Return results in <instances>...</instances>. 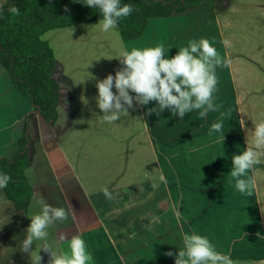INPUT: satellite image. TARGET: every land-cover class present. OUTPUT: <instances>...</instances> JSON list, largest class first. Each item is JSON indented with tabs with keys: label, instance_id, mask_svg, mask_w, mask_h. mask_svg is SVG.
Masks as SVG:
<instances>
[{
	"label": "rangeland",
	"instance_id": "rangeland-1",
	"mask_svg": "<svg viewBox=\"0 0 264 264\" xmlns=\"http://www.w3.org/2000/svg\"><path fill=\"white\" fill-rule=\"evenodd\" d=\"M212 5L203 2L179 14L152 17L145 32L128 42L122 39L119 25L104 32L98 24L100 20L51 29L44 34L55 50V75L60 85L59 126L57 130L54 129L60 148L58 146L51 152L54 160L50 158L46 161L53 166V173L48 169L44 185L47 190H54L55 178L60 174L58 179L63 183L59 186L69 192L75 210L80 209L81 200L78 194L73 193L85 190L92 199V205L106 216V223L120 247L134 250L135 259L139 262L136 264H172V257L165 255L168 252L164 248L165 241L171 242L173 253H178L184 247L180 225L179 229L174 228L181 221H186L187 216L190 220L191 213L181 212L182 217L174 207L167 205L171 198L174 202L175 194L181 187L192 195V189L183 185L186 184L185 179L183 183L174 182L178 177L189 180L197 178L206 164L210 167H204L205 176L218 178L226 174L227 177L221 178V184H198L202 183L198 180L197 183L193 182L194 186H201L205 192L211 191L213 186L221 187L220 192L235 190L234 185L229 183L230 174H227L228 160L232 158L228 149V118L223 120V133L209 135V128L220 119V112L210 111L206 119H200L197 111L186 114L183 119L174 116L170 110H165L159 116L155 113L149 116L147 110L157 107L155 102H150L145 106L137 104L133 109L122 112L114 123L107 124L103 122V113L97 106L96 83L110 73L115 75L116 70L122 67L116 56L132 47L163 44L165 55L170 58L180 47L187 46L190 40L207 38L217 50L221 47L223 51V44L219 47L216 42L220 34L214 24ZM215 97L216 102L223 105L222 112H233L232 104L226 102L227 96ZM29 125L32 149L36 141L33 136L36 129L34 118ZM223 134L224 141L221 138ZM47 141L50 143L51 139ZM181 159L186 163L182 170L179 164L176 165ZM39 163L42 164V161ZM70 163L77 175V182H72ZM54 165L58 166L59 174L54 171ZM165 172L172 180L159 182ZM27 175L32 183H36L33 165ZM105 187L113 192L115 199H105L102 192ZM33 196L34 201L28 211L30 216L41 211V201L45 203L37 186ZM205 212L212 216L214 209L207 208ZM191 222L194 227L202 223L195 218ZM47 231V241L33 243L35 255L42 257L41 264H48L46 260L50 259L49 253L41 248L45 243L61 253L53 225ZM192 233L195 231L188 232ZM245 263L264 264V260L233 262Z\"/></svg>",
	"mask_w": 264,
	"mask_h": 264
},
{
	"label": "crops",
	"instance_id": "crops-1",
	"mask_svg": "<svg viewBox=\"0 0 264 264\" xmlns=\"http://www.w3.org/2000/svg\"><path fill=\"white\" fill-rule=\"evenodd\" d=\"M6 1L0 0V7ZM212 7L213 14L215 13L214 24L220 34L217 44L220 47L222 39H227L231 43V47L225 48L222 45L224 50L222 51L221 47L217 50L221 56L231 60V67H217L216 76L220 83L214 95L227 96L226 102L233 107L231 117L228 118V149L229 157H232L233 154H240L247 148V132L251 137L254 124L264 120V0H216ZM31 112H33L31 99L17 89L9 71L0 62V156L11 155L19 148L20 138L34 118L36 129L33 136L36 141L32 149L29 144V152L37 177L35 185L40 189L46 204L65 209L71 207L75 214V220L70 214L67 221L53 224L61 253L68 251V242L60 239L61 234H66L69 238L80 235L93 256L92 264L139 263L135 259L133 249L123 250V247H120L106 223V216L92 205V199L85 190L73 193L78 194V199L81 200L80 209L75 210L69 192L59 186L63 182L58 179L61 176L57 165H54V171L59 174L58 178H55V188L51 191L46 189L44 183L48 169L53 173V166L49 162L48 165L46 161L53 159L51 152L58 149V146L60 148L55 131L59 125L57 122L56 126L51 127L39 113L34 112V115L29 116ZM241 121L244 126H241ZM48 138L51 139L50 143L47 141ZM40 160L42 164H38ZM228 163L229 175L232 159H229ZM178 164L181 170L186 166L182 159L176 165ZM40 165L41 167H38ZM69 165L73 175L72 182H77L72 164ZM204 167L210 166L205 164L202 168L203 173H199L197 178L189 180L178 177L174 181L183 183L182 180L185 179L186 184L183 185L192 189L190 195V192L181 187L183 191L177 190L174 202L171 198L167 203L169 208L174 207L175 212L177 214L179 212V216H182L181 212L191 213L190 220L187 216V220L181 221L174 230L179 229L180 225L182 236L189 231H195L197 234L202 232L216 250L228 255L232 262L264 260V213L261 212V209H264V164L255 166L253 172L249 173V175L254 173L257 184L256 192L251 196L243 195L237 190L220 192L219 186H213L214 190H207L208 192L197 184L194 186L193 182L197 183L198 180L202 181L198 184H205L203 182L221 184V178L227 177L226 174L218 178H213L214 175L205 176ZM77 180L80 182L79 178ZM171 180L172 178H168L165 172L159 182L168 183ZM207 208L214 209L212 216L205 212ZM28 211L17 208L14 202L6 197L5 191L0 189V264H31L30 255L19 250L20 242L27 235L26 229L30 218ZM194 218L200 219L202 223L194 227L191 222ZM181 241L183 242V239ZM165 243L164 248L173 251L171 242ZM32 252L35 255L33 245ZM171 257L170 262L174 264L175 257Z\"/></svg>",
	"mask_w": 264,
	"mask_h": 264
},
{
	"label": "clouds",
	"instance_id": "clouds-1",
	"mask_svg": "<svg viewBox=\"0 0 264 264\" xmlns=\"http://www.w3.org/2000/svg\"><path fill=\"white\" fill-rule=\"evenodd\" d=\"M83 3L89 8L100 10L102 19L98 24L104 32L116 28L121 18L134 11L130 4L121 5V0H85ZM9 11L14 15L20 12L16 6L10 7ZM221 43L225 48L231 47L227 39H222ZM165 54L164 45L159 44L144 48L132 47L116 56L122 67L116 70L115 75L110 73L96 83V101L103 113V122L112 124L120 118L122 112L133 109L137 104L145 106L155 102L157 107L149 108L147 115L155 113L159 116L165 110H170L174 116L183 119L186 114L197 111L200 119H206L210 111L220 112V119L211 124L209 135L223 133V120L231 117V110L222 112L223 105L216 102L214 94L220 83L216 69L230 68L231 60L221 56L207 38L190 40L187 46L180 47L170 58ZM240 123L244 126L243 121ZM221 138L224 141L225 135ZM246 143L247 148L240 154H233L231 158L229 183L239 193L251 196L256 192L257 184L254 173H249L253 172L255 166L264 164V120L254 124L251 137L247 132ZM10 179L8 174L0 173V189L6 188ZM102 192L106 200L115 199L108 188H103ZM40 203L41 211L30 216L26 238L20 242L19 248L22 253L30 255L31 264H41L42 261L40 254L34 255L32 252L34 241H47V229L56 222L67 221L70 214L75 220L71 207L65 209L43 201ZM261 212L264 213V209ZM60 239L68 242V251L58 253L47 243L41 247L49 253L48 264H92L93 256L80 235L69 238L61 234ZM183 244L184 247L178 253H165L175 257V264H233L231 258L217 251L206 236L184 234Z\"/></svg>",
	"mask_w": 264,
	"mask_h": 264
},
{
	"label": "trees",
	"instance_id": "trees-1",
	"mask_svg": "<svg viewBox=\"0 0 264 264\" xmlns=\"http://www.w3.org/2000/svg\"><path fill=\"white\" fill-rule=\"evenodd\" d=\"M216 0H121L134 11L118 22L124 41L139 38L152 17H168ZM85 0H7L0 7V62L9 71L17 89L29 97L33 110L52 127L59 118L60 85L55 75L57 58L44 34L55 28L102 19L99 9L86 6ZM19 8L14 15L9 8ZM34 115L31 112L29 116ZM28 127L20 138L19 148L11 155L0 156V173L11 179L3 190L17 208L28 211L34 198L35 183L27 172L32 167Z\"/></svg>",
	"mask_w": 264,
	"mask_h": 264
},
{
	"label": "water",
	"instance_id": "water-1",
	"mask_svg": "<svg viewBox=\"0 0 264 264\" xmlns=\"http://www.w3.org/2000/svg\"><path fill=\"white\" fill-rule=\"evenodd\" d=\"M36 113H39L40 109L33 110Z\"/></svg>",
	"mask_w": 264,
	"mask_h": 264
},
{
	"label": "flooded vegetation",
	"instance_id": "flooded-vegetation-1",
	"mask_svg": "<svg viewBox=\"0 0 264 264\" xmlns=\"http://www.w3.org/2000/svg\"><path fill=\"white\" fill-rule=\"evenodd\" d=\"M34 112V111H33ZM28 132H29V130H28Z\"/></svg>",
	"mask_w": 264,
	"mask_h": 264
}]
</instances>
